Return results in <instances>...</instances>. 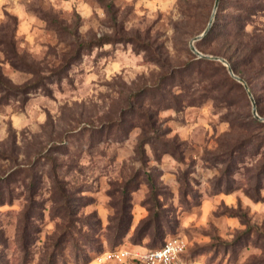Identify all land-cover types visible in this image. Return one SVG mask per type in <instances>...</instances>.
I'll use <instances>...</instances> for the list:
<instances>
[{"label":"rangeland","instance_id":"1","mask_svg":"<svg viewBox=\"0 0 264 264\" xmlns=\"http://www.w3.org/2000/svg\"><path fill=\"white\" fill-rule=\"evenodd\" d=\"M214 4L0 0V75L24 85L47 74L25 99L1 102L0 92V191L7 199L0 204V264H119L96 258L117 246H154V229L142 241L134 236L151 206L161 214L163 238L184 237L204 263L264 264V187L260 198L251 194V180L264 162V124L251 122L250 97L223 82L222 69L205 68L204 81L193 87L198 96L217 98L164 109L153 96L143 106L150 122L136 118L124 139L114 138L116 128L108 137L97 129L135 105L134 92L185 63L190 40L207 27ZM246 30L264 39V8ZM221 38L202 52L223 47ZM137 40L148 48H136ZM262 55L245 67L264 117ZM53 71L58 72L49 77ZM213 79L220 84L214 86ZM218 87L227 96L214 92ZM155 134L164 143L147 138L140 146ZM232 148L235 155L238 149L245 154H237L240 162L224 177L223 155ZM218 178L231 181V190H219ZM124 187L133 219L127 235L115 239Z\"/></svg>","mask_w":264,"mask_h":264},{"label":"trees","instance_id":"2","mask_svg":"<svg viewBox=\"0 0 264 264\" xmlns=\"http://www.w3.org/2000/svg\"><path fill=\"white\" fill-rule=\"evenodd\" d=\"M232 7L234 12L228 13L226 12L228 8ZM264 8V0H220L218 10L216 13L215 20L210 31L200 40L195 42L197 49L200 51H205V48L211 46L212 41L215 38L222 37L221 40L223 42V47L219 49H211L210 53L213 55H218L226 58L231 64L234 72L244 78L249 84V70L245 66L256 62L258 55L264 54V39H260L257 35L250 34L249 31L246 30L247 24L252 20V17L256 15L261 9ZM228 17V18H225ZM209 23V22H208ZM206 29V28H205ZM204 29V30H205ZM203 30V31H204ZM202 31V32H203ZM201 32V33H202ZM200 33V34H201ZM197 36V35H196ZM194 38V37H193ZM107 41H103L106 43ZM102 43V42H101ZM100 41H97L96 44H101ZM136 48L141 49V44L139 40L134 43ZM148 46L147 43L143 45ZM226 47V51L223 49ZM148 48V47H147ZM147 48H144L147 50ZM143 50V49H142ZM229 50V51H228ZM233 50L232 52H230ZM189 57L185 61L184 64L176 65L174 67L169 68L164 71L156 80L153 85L144 86L140 88L138 91L133 93L132 101L136 104H132L128 106V108H124L119 120H115L112 124L104 125L98 127V133L102 136L108 137L105 134H110L113 129H117V133L115 135L116 140L124 139L130 128L133 125V122L136 118H140L143 120V125L148 124L150 121L151 113L144 109V103L147 98H151L155 96L157 98L156 107L165 108H181L187 105L199 104L208 98H217L219 95L215 96H204L197 95L196 91H193V87L196 83H200L204 81V70L205 68H220L223 70L224 79L227 85L232 86V88L239 89L243 94H246L245 87H243L242 83L233 78L229 73L227 67L220 61L211 60L201 58L196 55L191 48L188 50ZM203 52V53H204ZM264 58V55H262ZM13 60H17L18 56L12 57ZM264 68V65L261 66V69ZM58 71H53L51 74H56ZM61 71L58 73L60 74ZM46 75H41L38 80L32 83L24 84V85H15L11 84L9 80H5L0 75V92H2V101L8 102L12 97H20L25 99L27 94L38 87H40ZM218 82V83H217ZM222 82V81H221ZM212 84L217 86L220 84V81L213 79ZM215 88V87H214ZM214 92L220 94L221 96H227L228 91H223V88L218 87L214 89ZM248 94V93H247ZM249 96V95H248ZM251 100V99H250ZM252 102V101H251ZM251 114V122L263 125L264 122H261ZM148 122V123H147ZM157 131V130H156ZM149 138V139H147ZM152 138H155L159 142L164 143L163 140L160 139L159 134L152 135L151 137L143 138L140 142V146L144 140L147 139L146 142L151 141ZM154 143V141H151ZM167 142V141H165ZM233 148L231 150H226L224 155H226L225 168L223 170L224 177L229 176L233 168L240 162L239 156L237 154L244 155L245 152L243 149H238L236 155ZM255 178L251 180V183H254L255 189L251 193L255 198H260L259 189L264 187V162H262L261 166L258 167V172L254 175ZM223 179V180H222ZM1 181V179H0ZM231 181L226 178H218L216 182V186L219 190H231ZM60 188V187H59ZM65 192V191H64ZM62 193L63 197L69 199V196L65 193ZM33 195V194H32ZM32 201L35 199L31 196ZM7 199L4 192L0 191V204L6 203ZM150 215L147 219H145L142 224L138 227L135 233V240L142 241L144 237L152 232H155V241L156 244L151 247H145L143 251L149 249L159 248L164 245L165 241L169 238L164 239L162 230L160 231L158 228V220L161 217V214L154 210V207H149ZM30 209L26 212V218L28 220L25 221L24 226V243L27 245L30 242V233L28 229L32 224V219H30L33 215L30 214ZM133 219L132 213V203L130 198V192H128L127 187H124L121 192L120 200H119V208L117 215L114 219V238H122L130 230L131 222ZM119 246L111 248L116 249ZM189 257H196L194 254L188 250Z\"/></svg>","mask_w":264,"mask_h":264},{"label":"built area","instance_id":"3","mask_svg":"<svg viewBox=\"0 0 264 264\" xmlns=\"http://www.w3.org/2000/svg\"><path fill=\"white\" fill-rule=\"evenodd\" d=\"M188 242L182 236L169 237L159 248L132 251L126 248L108 249L98 256L100 263L119 264H206L196 257L188 256Z\"/></svg>","mask_w":264,"mask_h":264},{"label":"water","instance_id":"4","mask_svg":"<svg viewBox=\"0 0 264 264\" xmlns=\"http://www.w3.org/2000/svg\"><path fill=\"white\" fill-rule=\"evenodd\" d=\"M219 3H220V0H215V4H214V8H213V12H212V15H211V18L209 20V23L206 27V29L199 35L195 36L194 38H192L190 40V48L191 50L196 54L198 55L199 57L201 58H205V59H211V60H217V61H220L222 62L228 69L229 73L231 74V76L233 78H235L236 80H238L240 83H242L252 101V104H253V114L256 118L260 119V120H263L264 121V117L260 116L257 112V105H256V101H255V98H254V95L250 89V86L248 84V82L242 78L241 76L237 75L231 64L229 63V61L222 57V56H218V55H212V54H205L203 53L202 51H200L199 49H197L196 45H195V42L202 39L211 29L212 25H213V22L215 20V17H216V13H217V10H218V6H219Z\"/></svg>","mask_w":264,"mask_h":264}]
</instances>
